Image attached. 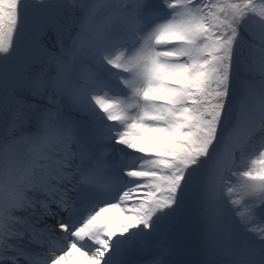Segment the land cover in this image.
<instances>
[{
  "label": "snow or ice",
  "instance_id": "6c2138e0",
  "mask_svg": "<svg viewBox=\"0 0 264 264\" xmlns=\"http://www.w3.org/2000/svg\"><path fill=\"white\" fill-rule=\"evenodd\" d=\"M0 264H264V0H0Z\"/></svg>",
  "mask_w": 264,
  "mask_h": 264
}]
</instances>
